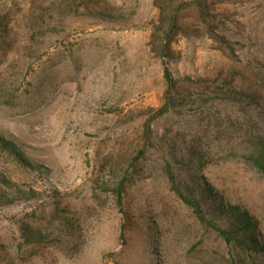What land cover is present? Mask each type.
Listing matches in <instances>:
<instances>
[{"label":"rangeland","instance_id":"1","mask_svg":"<svg viewBox=\"0 0 264 264\" xmlns=\"http://www.w3.org/2000/svg\"><path fill=\"white\" fill-rule=\"evenodd\" d=\"M0 136L35 165L0 148V264H264L172 181L264 241V0H0Z\"/></svg>","mask_w":264,"mask_h":264},{"label":"trees","instance_id":"2","mask_svg":"<svg viewBox=\"0 0 264 264\" xmlns=\"http://www.w3.org/2000/svg\"><path fill=\"white\" fill-rule=\"evenodd\" d=\"M98 16L100 18H107V16L102 14H99ZM176 17L168 22V27L173 31L179 30ZM165 49L167 50V46ZM164 72L168 85L173 88L176 80L167 63L165 64ZM220 93L223 95V99L228 102L242 104L244 101H251L250 98L243 93L233 91L230 88L228 90L225 88L219 89V94ZM251 103L252 102L247 103L249 107ZM260 144L264 150V142H261ZM0 148L14 155L22 165L33 170L35 169V165L25 157L13 142L1 136ZM172 181L176 186L179 196L186 205L192 208L197 217L212 230L217 232L227 244L233 245L241 251L253 252L256 256H264V241L259 237L260 222L248 209L243 206L225 203L218 191L212 187L211 184L203 180V178L195 177L190 179L189 182H186V191L177 187L174 178H172ZM4 185L9 188L10 183H5L4 181ZM114 191L120 199L119 203L122 204L124 184H120ZM13 203L14 200H10L8 197L0 193V207L11 205ZM26 235L28 236L29 242L40 243L45 240V237L39 231L31 230L28 231V234Z\"/></svg>","mask_w":264,"mask_h":264}]
</instances>
